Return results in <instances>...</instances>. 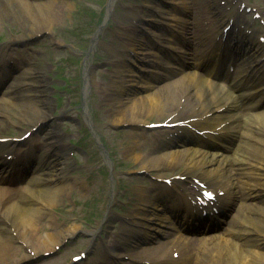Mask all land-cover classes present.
<instances>
[{
  "label": "bare ground",
  "instance_id": "1",
  "mask_svg": "<svg viewBox=\"0 0 264 264\" xmlns=\"http://www.w3.org/2000/svg\"><path fill=\"white\" fill-rule=\"evenodd\" d=\"M6 3L10 4L9 8L6 7ZM113 3H111L110 12ZM262 3L264 5V0ZM247 5L244 0H234L231 8L234 9L235 14L230 19L223 20L220 13L225 11L227 7H222L220 0H190L189 2L179 3V7L182 9L189 10L192 7L193 10L197 11V14H202L201 11L208 13L212 15L214 21H220V24L226 25H229L230 21L239 22L240 12L244 11L242 8L244 6L247 8ZM205 6L206 9L203 11L201 8ZM70 7L69 2L64 5L60 0H37V2L33 0H0V8L2 9L0 15L4 14L9 18L15 13L13 17L26 21L33 19L35 26L25 29L23 35L17 37L18 40H24L40 32L47 31L50 28L51 21L60 19L67 11L70 12ZM257 9H259V13H264L261 5H258ZM157 12L159 16H162L160 14L163 13L161 10ZM200 17L203 18L200 15L194 19L196 21L193 22L191 28L192 34H197L198 27L201 25ZM163 18L166 19V17ZM193 38L190 37L191 40ZM257 60L258 57L254 59L253 56L243 58L241 66L244 61L252 66ZM4 71L8 70L5 69ZM38 71L30 68L21 72L5 90L4 96L0 98V158H4L12 152L10 141L2 142V139L6 136L5 130L2 128L6 126L8 116L9 120L16 117V120L12 121L13 125L26 129V131L20 133V138L28 132H32L33 135V129H36V131L39 128L41 130L47 129L48 125L46 135H49L48 139L51 140L50 147L46 150V152L50 151L48 160L41 164V168L39 165L36 166V174L28 179V185L22 189V194L14 199H9L13 192L0 190V264H16L29 258L30 255L25 247L31 248L35 252L34 255L44 250H53L55 246L63 244L79 229L78 226L69 228V225L74 221H78V219H72L71 216H64L59 223H55V220L51 218L52 209H60L56 207V203L59 199L66 197L67 192L70 191L69 185L74 182L76 177L72 173L74 164L68 156V147L62 142L63 136L54 128L56 123L50 125L49 107L51 102L47 96V88L41 83L42 76L38 74ZM194 81L195 78L189 75L182 83H170L167 86H162L159 90H152L146 96L131 97V92L127 90L122 94L117 93L119 98L117 110L119 114L116 123L128 122L146 125L149 123L150 116L158 113L160 117L167 116L165 118L170 119L169 123L178 122V126L169 128L170 130L167 132L171 130L182 131L189 128L206 130L214 127L215 123L211 119L216 116L219 109L215 106L216 101L213 100V94L205 86L193 83ZM231 102L232 100L224 99L223 107L230 108ZM15 109L19 113H14L16 112ZM175 113L177 115L172 116ZM233 117L230 114L228 120ZM181 124L185 126H179ZM245 125V130L241 129L240 124L233 130L242 133V141L235 150L238 151L237 157L234 160L230 159L232 158L230 155L221 156V158L233 161L232 163L237 166L234 172L240 177L244 176L245 173L242 169H238L239 165L253 168V174L259 177L262 168L264 171V116L259 114L255 117H246ZM52 126L54 129H52ZM249 132L257 134L254 133L249 136ZM159 141L171 143L173 139H170L167 135L166 137H160ZM250 141L255 142V145L246 147L241 151L242 147H245V144ZM15 143H18V141L12 142V144ZM23 144H26V141ZM128 145L131 149L138 150V147L134 144ZM155 153L156 151L153 150L150 154L136 155L135 158L140 161L139 170H144L150 174L157 172V178H165L164 175H160L161 171H158L160 168L162 169V164L165 161L169 162V167L184 163L185 171L183 175L188 178L192 176L210 177L212 172L209 168L217 169L222 166L220 163L214 164L206 154L199 152L198 155L193 149ZM161 161L162 164L159 165ZM245 176L252 178L247 173ZM174 183L181 184V181L174 179ZM211 183L213 184L212 181ZM249 186H246V188ZM161 187L165 189V186L161 185ZM219 187L225 188L222 185H219ZM254 187L251 185L249 189L251 192L248 190L243 195L244 197H241L237 206V227L239 229L233 230V227H229L227 230V232H231L232 237L236 240L224 236L212 237L198 245H193L186 240L176 241V239H173L164 242V246L176 249L175 252L180 253L181 256L182 254L192 258L195 256L194 264H264V250L261 252L256 251V248L264 246V206H262L264 204V187H258L257 189ZM253 192H255L253 195L261 200V204L249 202L254 199L250 198V193ZM71 194L74 196L73 192ZM143 202L149 203V205L141 204L143 205L142 211L146 216L140 219L141 223L126 217L127 225L124 227L121 236L113 241L115 246H132L137 243L134 241L137 239L139 241L142 235L148 236L146 231L141 233V228L148 232L158 228H153L158 219V215H155V209L152 206L154 204L148 196L143 198ZM243 209L246 210L242 212ZM64 211L67 214V210ZM137 212L139 213V208ZM48 220L51 222L49 226L47 225ZM164 233L167 237H171L170 232L164 231ZM218 239H224V241L221 242ZM210 241L213 243L212 246L207 243ZM18 243L22 247H18ZM201 244L202 246L199 247ZM187 247L188 249H186ZM162 248V246H157L143 249L135 256L154 264H167L164 260L169 257L159 256ZM103 256L112 260H119L120 258L119 254L113 255L106 251H103ZM189 260L191 258H186L185 262Z\"/></svg>",
  "mask_w": 264,
  "mask_h": 264
},
{
  "label": "rangeland",
  "instance_id": "2",
  "mask_svg": "<svg viewBox=\"0 0 264 264\" xmlns=\"http://www.w3.org/2000/svg\"><path fill=\"white\" fill-rule=\"evenodd\" d=\"M33 1L37 2V0ZM112 1H114V3L113 8L110 12ZM225 1L227 0H224V2ZM60 2L64 3V5L66 4V2H69V4L71 5L70 12L67 11V13L58 20H52L49 24L50 28H48V31H44L25 42L16 44L14 42H11L10 44H8L10 38L13 35H16V33L18 32H23L27 28L35 26L33 19L26 21L10 16L9 18L5 17L0 20V45H10V47H23L21 49L19 48V50H15L14 53H12V56L21 59L22 56L26 58L29 57L28 55H30V64H35V62H38L42 66L40 68H44L45 65H47L50 73L49 76H43L44 83L49 81L50 83H52L51 85H57L60 88L66 87L59 91L50 89L51 92H53L54 95L59 94L61 96H64V107H68L73 111H78L81 115L88 113V109H90L92 120L94 122L93 127L97 130L96 133L103 134L107 138H109L110 142L116 146L120 158L125 159L128 157L127 153L123 149V143L131 138L133 140H137L138 142L142 140L145 147L147 149H151L152 147L149 144L148 139L149 135L147 136L145 132L140 131L141 128H138L131 124H121L117 128L122 129H113V127L106 125L107 120H109L112 115L116 116L118 114V112L111 114V111H109L110 106L105 100V89L107 87L108 81L111 80L107 76L111 71L113 73V66L115 63L114 54L110 50L114 43L111 42V32L108 31V29L115 26L117 24V21L118 23L119 21L124 22L123 18L120 17V13L123 12L126 14L128 11H130L132 5H144L150 3L151 5L158 4L160 5V7L168 9L169 6H171L173 0H157L155 3L151 0H60ZM148 11L149 9L140 7L142 16H146ZM99 13H102V19L101 21H99L98 28L96 29L95 33L90 36V26L93 19L97 20L99 18ZM109 13L110 16L107 19ZM77 14L80 17L78 18V22L76 23L75 21ZM107 20L109 21L107 22ZM124 26H128V21L123 24V27ZM98 32H101L102 35H106V38L104 39L103 37H101L99 39L100 44L97 47L98 53H96L92 49L93 40ZM118 33L119 35H121L123 32L118 31ZM145 37V34L140 32L137 34L136 39L144 40ZM23 50L25 51L17 52ZM25 52H27V54ZM95 55L96 58H94ZM140 56V61H143L146 58L143 55ZM116 60L118 64L119 59L116 58ZM90 63L93 67V71L90 75V82H92V87L87 88V68ZM133 64H136V61L131 59L130 62H128L129 66L127 68L131 73L135 68V65L133 68ZM137 65L139 67L141 66L139 64ZM104 76L107 77L106 82L102 81ZM64 78L69 79L68 84L66 81H62ZM67 88H69L71 92H68ZM70 96H73V99L78 102L77 106H69L71 101ZM94 115L96 116L97 121L95 120ZM58 116L59 114H57V117ZM156 118L157 117H153V119ZM61 121L64 124H70L75 128V130H72L73 128H71V133H67L68 138H78L79 136H81V134L79 135L78 130L79 121L75 118V116L69 115L63 117L61 118ZM61 128L65 130L66 127ZM95 129L89 128V132L92 134V137L87 132H85V137L91 139V141H93V138L96 139L93 134ZM15 131H19V129L15 128ZM137 134L141 135V137H138ZM144 145L142 147H144ZM87 158L83 157L82 159V161L86 165H88V163H86ZM96 167L97 166L94 165L92 161L91 165H88L84 169V173L86 175H99V171L98 169H96ZM126 168L127 165L123 166L122 169ZM175 169L172 170L170 168H164L163 171L171 173L172 171H176ZM128 171L129 170H122V172H115L114 174H112L111 169H109L110 174L106 175V181L109 185V199L113 191L115 190L117 194L122 195L121 201L119 200L117 201V203L112 202L113 206H110V199L105 204L99 203V205L95 209L87 208L86 206L90 205L89 202L92 204L96 201L92 198L93 196L100 194V191H95L94 194L91 191L89 195H86V189L85 192L82 191V195L86 197V201L88 202L84 205V208L86 207L85 209H82L81 207L79 208L80 211H78V213L80 214V216L83 219L87 220L91 219L92 217H102L105 213H110V215H112L114 218H123L124 216L131 213L136 202L133 201L129 195H127L128 189H115V186L117 185V178H124L123 176L126 174L125 172ZM132 180L138 181L136 184H138L139 191H142L148 186H151V182L147 178V176H130L129 181L131 182ZM83 182L84 177H82L78 181L76 186L80 187V184ZM123 184H128L126 185L127 187L130 186V183H128L126 180L123 182ZM142 185L143 187H141ZM134 190L137 191L138 189L134 188ZM66 203L70 205L69 210L71 211L73 208H77V206H74L70 198H66ZM64 204L65 202H61V205ZM99 207H101L103 211H100ZM130 207L132 208L130 209ZM74 213L77 215V212ZM52 214L54 218H57V214L55 212H52ZM116 218L112 222L111 229H107L105 231V239L109 230L111 231L112 237L116 236L120 232L122 223ZM103 222L105 221L102 219L100 223ZM82 237H85L84 233L77 234L76 236L74 235V237L68 243H65L59 250H56V252L54 250L53 252L49 253L45 257V259H41L42 256L35 257L33 260H27L22 262L21 264H65L67 260L70 261V257L72 256V254L78 253L79 249L82 247V241H80ZM88 260L90 263L92 262V259Z\"/></svg>",
  "mask_w": 264,
  "mask_h": 264
}]
</instances>
